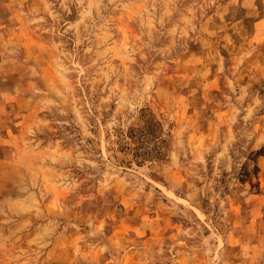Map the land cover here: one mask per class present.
<instances>
[{"label": "rangeland", "instance_id": "374dc122", "mask_svg": "<svg viewBox=\"0 0 264 264\" xmlns=\"http://www.w3.org/2000/svg\"><path fill=\"white\" fill-rule=\"evenodd\" d=\"M0 264H264V0H0Z\"/></svg>", "mask_w": 264, "mask_h": 264}]
</instances>
